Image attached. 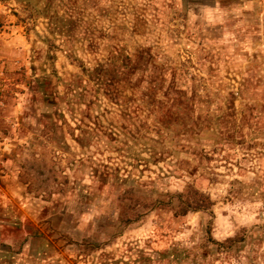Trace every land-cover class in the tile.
Returning a JSON list of instances; mask_svg holds the SVG:
<instances>
[{
    "label": "rangeland",
    "instance_id": "374dc122",
    "mask_svg": "<svg viewBox=\"0 0 264 264\" xmlns=\"http://www.w3.org/2000/svg\"><path fill=\"white\" fill-rule=\"evenodd\" d=\"M0 264H264V0H0Z\"/></svg>",
    "mask_w": 264,
    "mask_h": 264
},
{
    "label": "trees",
    "instance_id": "16d2710c",
    "mask_svg": "<svg viewBox=\"0 0 264 264\" xmlns=\"http://www.w3.org/2000/svg\"><path fill=\"white\" fill-rule=\"evenodd\" d=\"M191 188L187 186V189ZM179 197V209L174 211V215H184L187 211H205L209 210L207 208L210 207L211 201L207 195H204L203 193H198L197 191H194L193 194H189L188 191L177 194ZM207 231V228L206 230ZM208 232V231H207ZM243 239V235H234L232 237L225 238L224 241L227 244L219 243L217 241L212 240L214 244H216V247L218 249L226 250L228 247H230L231 243L238 241L240 242Z\"/></svg>",
    "mask_w": 264,
    "mask_h": 264
}]
</instances>
